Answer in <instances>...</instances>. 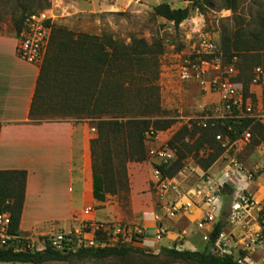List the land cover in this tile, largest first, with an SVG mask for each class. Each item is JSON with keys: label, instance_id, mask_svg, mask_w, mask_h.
Returning <instances> with one entry per match:
<instances>
[{"label": "trees", "instance_id": "1", "mask_svg": "<svg viewBox=\"0 0 264 264\" xmlns=\"http://www.w3.org/2000/svg\"><path fill=\"white\" fill-rule=\"evenodd\" d=\"M182 1L200 8L198 0ZM35 2H39L35 7L38 12L49 6L47 0H26L22 12L28 15L13 21L16 37L25 19L36 14L31 6ZM222 2L225 9L234 15L237 13V0ZM152 14L172 22L178 28L189 17L190 9H172L162 2L153 6ZM239 19L230 34L224 37L222 50L226 60L233 56L241 58L239 74L247 73L243 84L246 89L252 68L261 67L264 70V9L246 23ZM46 25L50 32L39 65L29 119L33 122L68 121L66 119L91 121L96 130L95 137L90 140L93 197L104 201L105 195L127 193L126 165L147 160L144 133L150 130L161 132L174 123L164 117L156 84L162 45L158 41L148 44L136 38L124 44L108 34L73 32L53 26L49 20ZM246 128L252 133L253 146L264 141V128L259 124L250 125L248 121L240 125L218 122L204 129L191 146L185 142L188 129L182 126L166 143L175 152L174 161L168 166L155 168L162 177L171 178L182 169V161L193 150L197 164L207 171L224 152L215 135L227 134L233 140ZM200 151L201 157H198ZM25 181V171H0V203L7 202L10 228L14 233L18 232ZM221 230L222 224H215L209 234L208 246L214 245ZM134 251L139 250L125 246H92L63 252L50 247L39 252L2 249L0 263L69 264L71 258L121 259ZM156 257L163 258L161 264H240V259H234L232 255L219 256L209 250H179L175 245L162 248Z\"/></svg>", "mask_w": 264, "mask_h": 264}, {"label": "rangeland", "instance_id": "2", "mask_svg": "<svg viewBox=\"0 0 264 264\" xmlns=\"http://www.w3.org/2000/svg\"><path fill=\"white\" fill-rule=\"evenodd\" d=\"M87 0H78L80 8L71 15L63 16L58 5H53V0H47L49 6L40 12L35 9L39 2L32 3L34 13H44L50 19L53 26L63 27L73 32L88 33L91 35L108 34L113 38L128 44L131 38L143 39L148 44L158 41L162 45L163 53L159 56L158 76L156 84L158 86L160 107L165 118L171 119L174 123L166 130L158 132V142L164 145L182 126L188 129L185 142L192 146L193 142L203 132L195 121L186 122L178 118L177 111L185 118L195 116L200 106L212 102L215 98L204 95L196 89L195 84L181 82L176 74L179 58L183 54L194 52H204L203 41L210 40L217 53L223 56L222 41L234 29L238 19L244 23L255 18L264 9V0H237L238 10L234 15L223 6L222 0H198L200 8L192 7L190 2L182 0H105L106 10L95 14H89L85 10ZM167 3L172 9L188 7L189 17L183 21L178 28L171 22L155 17L152 14L153 6L159 3ZM26 0H0V34L15 35L13 21L23 14L22 6ZM35 9V10H34ZM238 61H241L239 56ZM42 62V61H41ZM38 64V66L41 64ZM239 75L238 82L245 83L244 78L247 73ZM74 124H87L93 129L95 137V126L91 121L81 120L76 122L73 119H66ZM188 125L190 127H188ZM194 151L187 155L182 161V169L173 177L172 188L165 193H160L153 174V161L147 155L145 163L152 165L151 178L143 179L135 175L130 180L128 177V192H121L117 195H109L110 201L118 206L119 220L117 224H125L137 227L142 231V240L133 244H121L116 238H108L96 234L94 240L99 242V246H125L139 251L131 252L124 258L106 259H76L71 258L69 264H161L163 258L156 257L166 243L165 239L156 241L152 229L147 228V224L139 215H132V199L130 185L140 189L146 184L134 200L138 208L152 206L155 213L159 214L163 204L169 205L177 202L179 197L184 202L186 209L182 213L191 215L197 213V218L188 220L183 217V227L192 229L190 241H185L184 234L178 246L179 250L191 251V245L200 251L209 250L215 253L216 244L224 251L228 252L234 259H240L244 264H264V195L258 197V191L264 188V170L256 171V167L261 165L257 155L256 146L250 144L246 148L237 151L223 152V154L211 165L207 171H203L196 162ZM201 151L199 152L200 156ZM135 162L126 165L128 167ZM210 176L214 202L216 203L215 221L212 226L206 225L200 229L197 222L202 215L211 208L206 203V194L211 193L205 190V177ZM264 194V193H263ZM248 196L254 201V206L245 208L241 206L238 210L232 207L238 203L242 196ZM190 202V208L187 204ZM256 203L258 206H256ZM170 220V218L168 219ZM154 221L156 226L163 225ZM221 223V234L213 246H208V242L202 241V236L209 235L215 224ZM164 228V227H163ZM245 228V230H244ZM165 229V228H164ZM148 230V231H147ZM194 231H197L194 235ZM167 232V231H166ZM147 234V238H146ZM91 234L84 238L89 239ZM153 240V244H140L143 240ZM188 239V238H186ZM225 244V247H222ZM171 247V246H170ZM77 250L74 247V251Z\"/></svg>", "mask_w": 264, "mask_h": 264}, {"label": "crops", "instance_id": "3", "mask_svg": "<svg viewBox=\"0 0 264 264\" xmlns=\"http://www.w3.org/2000/svg\"><path fill=\"white\" fill-rule=\"evenodd\" d=\"M53 5L59 6L63 16L71 15L80 8L78 0H53ZM85 5L89 14L107 11L105 0H87ZM17 42L15 35L0 34V171L26 173L18 233L41 238L56 232L78 231L83 224H117L120 217L118 206L109 200L110 196L105 195L104 201L93 197L90 157L93 129L87 124L71 121L33 122L29 119L39 66L17 56ZM145 145L147 150L164 144L156 139ZM151 172L152 165L145 162L128 167L130 180L135 175L149 179ZM145 187L146 184L140 189L130 185L131 213L139 215L147 228L154 230L156 210L149 205L138 208L134 204ZM263 193L264 188L259 189L258 197ZM176 202L177 205H184L180 197ZM187 206L190 208V202ZM197 216L196 212L191 215L182 212L166 214L163 225L167 231L163 237L166 243L163 246L181 245V234H184L185 241H190L193 230L188 227L182 229L183 217L191 221ZM196 233L194 231V235ZM153 243V240L147 239L140 244ZM194 246L191 245V251H200Z\"/></svg>", "mask_w": 264, "mask_h": 264}, {"label": "built area", "instance_id": "4", "mask_svg": "<svg viewBox=\"0 0 264 264\" xmlns=\"http://www.w3.org/2000/svg\"><path fill=\"white\" fill-rule=\"evenodd\" d=\"M48 20L50 21L43 12L28 16L25 19L17 37L16 54L20 59L36 65L42 61L50 32L49 27L46 25ZM203 46L205 48L204 52H194L180 56L176 74L181 82L195 84L201 94L213 96L215 99L200 106L198 113L193 117L185 118L178 110V118L186 120V122L195 121L202 130L213 127L218 122H221V124L230 122L231 124L240 125L243 121H248L250 125L259 124L264 128V70L261 67L252 68L245 89L237 81L239 75L237 57L233 56L229 60L224 59L221 54L217 53L214 44L210 40L203 41ZM188 127L190 126L188 125ZM157 136L158 132L147 131L144 133V142L155 141ZM215 140L224 149V152L237 151L251 144L252 133L249 128H246L233 140L227 134L218 133L215 135ZM256 150L261 162V165L256 167V171L264 170V141L256 145ZM147 155L153 161V174L154 178L157 179L159 192H167L172 188L173 179L162 177L155 166L170 165L175 159V152L166 145H160L158 148L147 149ZM204 183V189L211 191L205 196L206 203L211 209L204 213L197 222V227L200 229L206 225H213L217 209L210 176L205 177ZM254 205V201L244 195L232 208L238 210L241 206L252 208ZM6 206L7 202L0 203V250L39 252L46 247H50L61 252L74 251V247L78 249L99 246V242L94 240L96 234L107 236L110 239L116 238V241L121 244H133V242L142 240V231L137 227L112 223L83 224L78 231L56 232L50 236L33 238L11 231L10 213ZM256 206H258L257 203ZM185 209L186 206L176 205V203L163 204L159 214H155L153 219L159 223L166 214L180 213ZM88 234H91V237L89 239L84 238ZM165 235L166 230L161 225L155 227L153 236L156 241H160ZM201 239L209 242V235L205 234ZM222 247H225V244H222ZM224 249L217 242L213 254L219 256L230 255ZM238 263L244 264L241 260H238Z\"/></svg>", "mask_w": 264, "mask_h": 264}]
</instances>
